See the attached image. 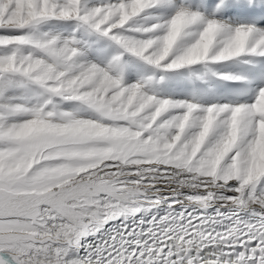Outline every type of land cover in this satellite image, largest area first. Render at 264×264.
Returning <instances> with one entry per match:
<instances>
[{
    "label": "snow or ice",
    "instance_id": "1",
    "mask_svg": "<svg viewBox=\"0 0 264 264\" xmlns=\"http://www.w3.org/2000/svg\"><path fill=\"white\" fill-rule=\"evenodd\" d=\"M0 264H264V0H0Z\"/></svg>",
    "mask_w": 264,
    "mask_h": 264
}]
</instances>
